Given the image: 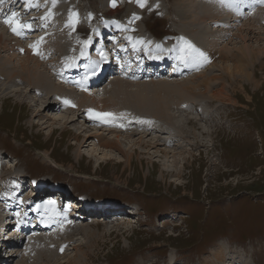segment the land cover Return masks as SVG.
Instances as JSON below:
<instances>
[{
	"label": "rangeland",
	"instance_id": "374dc122",
	"mask_svg": "<svg viewBox=\"0 0 264 264\" xmlns=\"http://www.w3.org/2000/svg\"><path fill=\"white\" fill-rule=\"evenodd\" d=\"M25 1L28 4H33V6L35 4L37 13L27 9L23 11L11 9L9 12H0L2 25L5 27V20L12 13H16V18L19 20L21 12H29L26 14V19H34L33 24L37 29L30 30L29 33L32 32L31 36L27 34L28 37L25 38V41L19 42L20 48L25 47L24 50H30L29 53H32L35 58L39 56L36 59L42 60L41 62L48 64L51 61L52 64H49L48 68L49 66L52 68V65H54L57 70L67 71L68 66L64 61L69 60L75 54L74 48L69 45L70 33H73L70 30L72 29L76 30L74 33L77 32V35L81 32L83 35L89 36L92 30L102 32L103 37L107 34V46L111 45V42L108 41L110 34H114V37L118 39L116 44L118 49L117 51L116 48L112 49L114 55L110 59L103 46H98V42L101 40L95 39L93 41V45L96 44L98 48L93 49V56L88 59L87 63L89 64L90 60L96 57L99 62L97 66H100V68L107 67L104 62L108 61L113 62L114 65L109 70L105 69V71L107 70V76L109 75V81L106 79L101 84L96 82L89 89L84 88V86H72L70 84L69 88H73L80 95L84 93V90L91 91L96 86L97 89L102 87L98 90L100 96H95L96 100H99L101 96L106 95L105 89L107 91L110 89L112 81L127 80L146 84L145 86L148 88L146 91L135 92L138 98H141L146 92L150 95H163L165 92L164 96L172 94L177 97L178 93L176 94L175 87L171 85L172 82L169 86L160 85L163 90L159 85L151 84V80L182 81L183 79L187 80L195 77L196 71L207 70L203 73L205 78L201 76L197 79L198 83L200 84L206 78L215 75L220 79V82L214 83L212 89H210L218 90L223 85H228L226 92H229L232 98L224 100L220 97H211L208 96L210 95L208 90L206 93L201 91L203 96H198L195 94L200 95L201 92L197 89L196 93L189 96L190 100L178 104H176L178 101H172L170 103L172 114H179L178 106L183 105V115L186 113L189 114L188 118L193 117L190 118L193 119L192 122L184 125L186 130H192L204 123L206 129H209L207 133H210V135L207 133L202 136L197 134V139L193 138V134L190 135L193 138L190 141H194L191 145L190 142L186 141L188 137L181 135L182 127L179 129L177 127L173 128L172 125L166 127L165 121L158 122L157 120V125L164 123L162 125L165 129H160L161 132L158 133L162 137H151L149 135V138H155L158 144L161 141L163 144L166 142L167 146H151L148 150V147H146L148 143L144 142L148 139L144 138V141L139 139V136L145 134L143 132L146 131L139 129L137 134H133L130 139L121 137L122 135L129 136V134L120 130V128L111 130V128L116 129L114 127L116 125L103 123L97 107L93 111L86 110L88 114L86 112L82 113L85 117H92L87 122L84 121L83 117L76 118L77 115L74 113H72L73 115L70 113V116L66 115L73 112L77 106L73 105L70 111L65 109L63 112L62 110L58 112V110H55L54 101L52 100L56 96L48 97L46 91L42 89V95H38L37 92L34 94L33 91L36 87L33 90H30L29 86L25 87L27 83L23 82L21 77L16 78H21V81L9 82L8 79H5L6 75H1L5 72L0 68L2 70L0 71V83L8 84L11 89H18V92L15 91V93H10L9 89L0 91V148L4 154H9V157H7L9 161H13L7 164L0 158L3 165L0 168V173L3 174L2 182H0L2 191L6 189L5 178L7 176L4 175L5 172L9 175L16 172L19 176L27 173L26 176L38 177V181L44 178L45 181H48V184L39 190L41 195L52 193L54 188L50 186L56 185L67 190L70 195L72 194L73 197L80 199L81 202L84 200L85 204L93 203L91 201L99 199H114L124 204L137 205L141 213L134 218L130 214L131 212H137L130 210V214H127L128 219L116 223H108L109 221L104 224H102L103 222L99 224L96 222H81L82 224L79 225L83 226L86 223L90 232L82 231L76 233L71 239L72 241L66 240V244L62 246V253H60L61 251L55 253L54 259L50 261L41 259L33 262L26 256L24 258L22 253H25V245L22 247V244L26 242L23 241L16 245L18 242L14 237L9 243L10 249H7L8 251L6 250L5 254L3 250L5 245L3 246L0 257L1 254L7 255L5 257L10 258L9 264H176L178 261L175 259V255L178 254L179 257L183 258L182 264H207L210 260L218 257L221 258L223 264H227L229 261L230 263L242 264L245 259L250 264H264V56L258 54V50L264 48V34L263 32L260 35L255 33L257 25L254 23L250 28L251 30H249L250 34L248 33V37L251 35V39L244 41L247 32L242 26L244 22H248V20H252L250 18L254 17L252 15L254 13L252 12L253 9L250 12L245 10L248 7H253L252 2L249 0H230L234 2L236 7L240 8L238 12L243 9L241 12L249 13L242 18L233 17L234 20L231 21V25L228 28H226V25L224 26L227 30V35L224 33L225 39L221 36L224 28L215 22L214 24L218 25L215 31H219L221 35L218 34V37H214L213 40H209L207 43L204 34L202 33V35L196 26H190L188 24L189 20L186 18L187 24H183L190 30L191 33L189 34L193 36V44L196 49L207 56V60L201 58V67L198 70L194 71L195 67L189 66L190 70L186 72L187 75L181 73V76H176L167 72L166 68L161 72L152 69L148 65V69L156 72L150 74L151 71L147 69L145 71L148 73L133 78L132 72L142 73V67L146 61H151L152 57L158 60L164 52L150 49V47H148V51L151 50L154 54L145 50L144 44L136 40L134 30L127 29V20L124 17H128V21L131 22L132 18L137 16L136 25L142 29L139 28V31L145 32L144 35L148 33L147 35L151 36V39L160 38L162 41H174L179 32V38H183L180 45L185 47L189 34L185 35L184 32L188 31L184 30L186 26L179 25V20L176 19V12L184 11L178 2L187 7V11L184 12H190L189 10L197 12L199 9L200 11L197 12L199 14V12H206L203 8L206 9L205 3L207 0H146V2L145 0L143 2L142 0H115V6H113V0H55V4L53 0H48L47 5L43 8L42 0H37L36 3L34 0ZM61 2L63 6L59 7L62 5ZM37 3L41 7L37 6L39 5ZM141 3L144 4L143 7L140 6ZM197 3L202 7L199 8ZM6 4L7 2L3 3L0 0L1 9H4ZM109 5L111 8H109ZM227 8L232 9L231 6H226ZM256 8L262 10L264 15V3ZM53 11L57 12L56 15L61 16L56 22L57 25H62L60 27L67 30L59 29L64 32L62 36L42 37L43 31L52 30L49 29L52 28L51 21L53 17H57ZM43 12L54 13L55 16L52 15V17ZM108 12L109 14L110 12L118 14V17H116L117 22L101 21V16L108 15ZM218 13L212 12V15L216 16ZM29 14L32 16H29ZM223 20L226 23L229 22L228 16H223ZM261 20L264 24V19ZM102 22L108 25L112 32L107 28L99 29L100 26L103 27L104 25ZM117 24L119 30L116 27ZM27 25H31V23ZM94 26H97L95 30ZM209 27L212 28L210 24ZM55 30L53 28L52 31ZM8 33L14 36L10 31ZM99 35L97 34V38H99ZM46 37L51 39L61 38V43L64 40L61 44L63 46L61 51L53 50L54 52H52L54 46H48L51 49L45 48L44 46L47 43L44 45L43 40L47 39ZM151 39L145 44L149 43ZM11 43L15 48L19 47L13 40ZM239 47H246L249 51L253 50L257 52L256 56H259L254 58L255 60H250L253 66L248 68L249 80H244L235 74L232 75L233 66L237 64L238 55L243 54L242 50L239 51ZM220 48L232 50L231 54L223 60L230 62L227 64L228 70L223 69L226 63L219 62V57L223 54ZM4 49L6 48L2 47V50H0V59L10 61L14 69L17 68V71L22 70L23 61L21 57L24 58L25 55L22 56L15 50L16 54H13L14 51H4ZM126 50L132 56L130 60L124 61L129 66L127 70L124 68L125 63L117 59L118 55L123 56ZM245 52L247 53V50ZM101 53L107 55V57L100 61L99 55ZM168 53L173 52L169 49ZM56 54L57 56H55ZM52 55L54 56L49 59L48 57ZM173 56L175 61L178 62L179 69L181 67L179 58ZM97 66L90 69L92 70ZM170 68L171 66H169ZM81 71L80 77H85L82 74L83 70ZM82 79L77 78L79 81H82ZM107 81L108 85L105 86ZM59 82L62 83L61 86L67 87L62 81ZM156 86L158 87L156 88ZM133 89H136V87ZM142 89H145V87H141ZM158 89L163 90V92ZM201 90H205V88L202 87ZM23 91L27 92L28 96H25L26 93H23ZM111 106L113 107V105ZM126 106L133 107V104L126 103ZM58 114H62V117L56 118ZM64 115L66 118L71 119L72 116H75V121L65 129L60 128L66 120L63 117ZM93 115L99 118L93 117ZM95 118L100 123L93 120ZM185 118L183 116L181 122H185ZM89 120L93 122L91 123ZM113 121L115 123L117 118H114ZM156 127L159 128V126ZM53 129L55 130L53 131ZM98 129L109 133L107 136L110 137L112 133L115 135L116 133L126 132L120 134V141L121 145L132 154L130 165H128L126 154L104 148L100 142L98 143L96 138L98 133H95ZM90 134H93V136L86 142L88 137L86 135ZM77 137L81 139L79 140ZM82 139L84 142L80 143ZM179 142L182 148L177 149L176 156H171V154L165 157L164 153L157 152L160 148H176L175 144ZM131 144L133 148H130ZM13 177L16 178L17 176L11 174L10 179L13 180ZM31 188L33 186L29 189ZM106 203H103V205ZM19 213H21V218L26 217L21 210ZM4 215L1 213L0 219H4ZM49 233V228L39 231V234L44 236L50 235ZM63 233L61 229L54 240L60 242ZM3 241L6 242L5 239ZM52 246L54 245L45 247L34 239L29 253L34 252L32 250L34 247H42L47 252ZM84 251L88 253L87 261L84 255L81 256ZM168 259L169 263H167Z\"/></svg>",
	"mask_w": 264,
	"mask_h": 264
},
{
	"label": "bare ground",
	"instance_id": "6f19581e",
	"mask_svg": "<svg viewBox=\"0 0 264 264\" xmlns=\"http://www.w3.org/2000/svg\"><path fill=\"white\" fill-rule=\"evenodd\" d=\"M34 1H35V3L37 2V0H34ZM217 1H215V0H207L206 3H205L206 4V9L203 8V10H205L206 12H199V14L197 13L199 9L197 10V12H191V10H189L190 12H184V11H187V7L186 6L184 7L183 6V3L178 2V4L180 6H182V9L184 10L183 12H176V15H177L176 19L179 20V23L178 24L181 25V26H184L185 24H187L186 23V20H187L186 18H188V20H189V22L187 21L188 24L190 26H192V27L193 26H196L197 27V30L200 31L201 34L202 33L204 34V38L206 39V41L208 43L209 40H213L214 37H218L219 35H221V33L219 31L218 32L215 31V30H217V26H218V25H215L214 24L215 22L218 23L219 25H222L223 28H224L225 25L227 26L226 28H228L229 25H231V21L234 20L233 17L238 16L237 18H242L244 16H247L246 14L249 13L251 11V9H253L252 12H254V13L252 15L254 17L250 18L252 20H248V22H244L242 24V26L245 28L244 30L247 32V35H246V38L244 39V41H247V39H249V38L251 39V35H250V37H248L249 36L248 33H249V30H251L250 28L253 26L254 23H256V25H257V29H255V31H256L255 33L260 35L261 32H263V34H264V31H263L264 30V26H263L264 24L262 23V20H261V19H264L263 18L264 15L262 14V10H258L256 8L258 5L260 6V4H263L264 3V0H249L253 4V7H251V8L248 7V9H245V10H249V12H245V11L244 12H241L243 9H241V11L238 12L240 10V8L239 7H236L235 4H234V2H232L230 0H225V1H223V0H221V1L220 0H217ZM1 2H3V3L4 2H7V4H6V7L4 9H1L0 8V12H7V11L9 12L11 9H17V10H20V11H23V10L27 9V10L33 12L34 10L37 9L35 7V4L33 6V4L31 5L30 3L29 4L26 3L25 0H1ZM63 2H65V1H63ZM142 2H143V0H142ZM145 2H146V0H145ZM47 3H48V0H42L41 1V4L43 5L42 8L45 5H47ZM61 3H60V5H61ZM37 4H39V3H37ZM197 5H198V3H197ZM22 6H24V8H22ZM37 6L41 7L40 4L37 5ZM54 6H52V7H54ZM62 6H63V3L59 7H62ZM226 6H231L232 9H229L230 7L226 9ZM201 7L199 6V8H201ZM241 7H243V6H241ZM63 8H61V9H63ZM212 12H214V13L215 12H219V13L216 14V16H214V15H212ZM220 12H222V13H220ZM43 13L49 14V12H43ZM54 13H55V15L57 14V12H54ZM54 13L49 14V16L54 15ZM10 16L11 15H8L7 18H9ZM29 16H32V15L29 14ZM56 16H57L56 18H54L52 16L53 19L51 17V19H52L51 26L53 28H55L56 30L55 31H52L53 28H49V29H52V30L49 31V32L43 31L44 33L42 34V37H44V36H49L50 37L51 35H54V34H56V35L57 34H59V35H61V34L63 35L64 34L63 30L66 29V28L60 27L62 25H57V23H56L61 18V16H58V15H56ZM122 16H123V14H122ZM223 16L224 17L225 16H228L229 22L226 23L225 20H223ZM116 17H118V14L117 13L110 12V14H109V12H108V15L107 14L102 15L100 19H101V21H104V22H116ZM207 17H208V19H207ZM124 18H126V20H127V22H126L127 29L128 30H134L133 33H134V35L136 37V40L138 42L144 44L145 50L148 51V47H150V49L152 48V49H155V50H157L159 52H164L163 56L160 57V59L156 56L158 58V60H156V58H153L152 57L151 58V61H146V63L142 67L143 68L142 69L143 70L142 73H134V72H132L131 75L133 76V78H135V77L138 78V76L144 75V74L148 73L145 70L148 69V65H149V67H151L153 64L156 67H154L152 69H154V70L156 69V71H161L162 72L166 68L167 72H170L171 75H179L183 71L188 72L190 70V67L189 66H194L195 67L194 71L198 70L201 67L200 64H201V60H202L201 58L202 57H199L197 54H194L196 56V58L193 59L192 57L185 55L186 45H185V47L182 46V45H180L181 44V39H183V38H179V36H178L179 32L177 33V37H176V39L174 41H158V40H155L154 38L151 39V36L147 35L148 33L146 35H144L145 32L139 31L140 26L137 27V25H136L137 16H134L132 18V21L131 22L128 21V17H124ZM104 22H102L104 24L103 25L104 27L99 28V29H102L103 30V28L104 29L107 28L108 30H110L112 32L111 28L108 25H105ZM21 23L27 25L29 23V21H23ZM183 23H185V24H183ZM233 23H236V22H233ZM65 24H66V22H65ZM209 24L212 26V28L209 27ZM12 27H13V25H10V24H7V23H5V27H4L2 25L1 18H0V50H2V47H5L6 49H4V51L5 50H7V51H10V50L14 51L15 50L16 51V48L11 43L12 39H16V38H12L11 35L8 33V31H10L14 36L19 37V38H22L24 36L23 33L26 32V30H28V27H25L22 30V33L20 35H17L15 32L12 31ZM116 27L119 30V25L118 24L116 25ZM60 28L63 29V30H59ZM181 29H182V27H181ZM239 29L241 30V28H239ZM2 30H3V32H1ZM184 30H188V31H185L184 32L185 35L191 33L190 30L187 28V26H186V28ZM252 30H253V28H252ZM70 31L73 32V33H70V39H71V44H72V47L74 48V53L75 54L69 60H66L64 62L67 63V64H70L71 67H73V66H75V64H76L77 61H81L82 65H81V67H79V70H80V72H82L81 70H83V72H86L87 73V76H85V77H80V75H78L75 78V82L72 83V86H81V87L84 86V88L89 89L90 86L93 85L96 82H98V84H101L102 81L99 82L100 79H97L96 81L94 79H96L98 77V75H101L103 73L105 74L103 76L104 79H108V81H109V78H108L109 75L107 76V70H109V69H111L113 67V65H114L113 62H111V63L109 61L108 62H104V65L107 66V67H101L100 68V66H97L99 62L97 61V58L96 57L92 58L90 60L89 64L87 63V61H88L89 58H91L93 56V53L91 52L90 47L94 44L93 41L95 39L96 40L97 39L101 40V41L98 42V46H103V48L105 49V52L109 56V59L112 58L113 55H114V53L112 54V49L113 48H116V51L118 49V47H116V44L118 42V39L116 37H114V34H110V36L108 38V41L111 42L110 43L111 45L107 46V37H106L107 34H105V36L103 37L102 36L103 35L102 32L99 33V32L93 31V34L89 37L88 41L85 44L82 45V46L86 47V49L88 48V51H87L88 54H84L83 55L80 52V48L82 46L80 48L78 46L82 42V39L78 37V35L76 34L77 32L74 33V31H76V30H73L72 29ZM224 33H225V35H227L226 34L227 33V30L225 28L223 30V35H221L223 37V39H225L224 38ZM97 34L98 35L100 34L99 35V38H97L98 37ZM192 38H193V36L189 34V36L187 38V42H190L192 45H194L193 42H192ZM43 39H45V38H43ZM150 39H151V41L149 43L145 44ZM38 41H39V39H38ZM41 42H42V40H41ZM63 42H64V40H62V43ZM46 43H47V45L44 46V47L47 48V49H51V48H49L51 46H54L55 47V48L52 47V52H54V51L60 52L61 49H62V47H63V46H61V44H62L61 43V38H58V39H56V38H53V39L48 38V41H44L43 42L44 45ZM71 44L69 43V45H71ZM67 47H69V46H67ZM64 48H65V46H64ZM26 49H28V48H26ZM169 49L173 53L169 54L168 53V50ZM224 49H221L220 48V50L223 52V54H222V56L219 57V59H220L219 62L226 63V65L223 66V69L224 70H228L227 64H229L230 62L229 61H223V60L225 59V57H227L228 55L231 54L232 50H230V49L229 50H226L227 49L226 48L225 49L226 51H225ZM240 50H242L243 54L238 55L237 62H236L237 64L233 66V69L234 70L232 71V75L235 74V75L241 77L244 80L245 79H248L249 80L250 79V74L248 73V68H249V66H251V67L253 66L251 64V61L250 60L251 59L252 60H255L254 58H257L259 56H256L257 55V52H254L253 50L252 51H249L246 47H244V48L239 47V51ZM246 50H247V53L245 52ZM15 51L13 52V54L14 53L16 54ZM29 51L24 56V58L21 57V59L23 61L22 62L23 64L21 65L22 70H20V68H19L20 71H17L16 70L17 68L14 69V67L12 66V64L10 63V61H7V60L2 61L0 59V66H1L0 68L3 69V72H5L4 74H1V75H6L5 76V79H8L9 82H13V81L17 80L16 79L17 77H21L22 80H23V82H26L27 83V85H25V87L29 86L31 88L30 90H33L34 87H36L38 89L45 90L46 91V95L48 97L49 96H56V94H58L60 96H66V97L69 98L71 96L68 93L77 92L73 88L61 86L60 84H62V83L59 82V81H57L56 78L53 77L52 72L50 71V69H51L50 66H49V68L47 67L49 64H52V63H50L51 61L48 62V64L45 63V62H41L42 60L39 61L38 59H36L39 56H37L35 58L32 53H29ZM149 51L151 52V50H149ZM127 52H128V50H126L124 52L125 54L123 56L118 55L117 59L120 62H124L125 60H130L132 58L131 53H127ZM48 53H50V52H48ZM151 53H153V52H151ZM53 54H55V53H53ZM258 54L260 56H264V48L263 49H259L258 50ZM107 55H103L101 53L99 55L100 61L103 60V59H105L107 57ZM149 55H151V54L149 53ZM173 55H175V56H177L179 58V62H180L179 65L181 66L179 69H178V66H177L178 62L175 61ZM53 56L54 55L50 56V58H52ZM55 56H57V54ZM136 56H137V54H136ZM18 59H20V58H18ZM45 60H46V56H45ZM61 60H62V58H61ZM108 64H109V66H108ZM164 64H165V67H162V66H164ZM169 64H171V68L170 69H169V66H168ZM215 64H216V62H215ZM95 66H97V67L96 68H93L92 70L90 69V68L95 67ZM18 67H20V66H18ZM82 67H83V69H82ZM128 67H129L128 64L125 63V66H124L125 70H127ZM210 68H211V66H210ZM105 69H107V70L105 71ZM154 70L152 71V70L148 69V71H151L150 74L152 72H156ZM0 71H2V70H0ZM202 71L201 70H200V72L199 71H196L197 74L195 75V77H191V79H187V80H184L183 79L184 81L183 80L182 81L181 80L180 81H168V80H165V79L164 80H151V84L153 83L154 85H159V86L160 85L161 86L162 85H168L169 86L170 83L172 82L171 85H173L175 87V90L177 91L176 94L178 93L177 97L176 96L174 97L172 94L171 95H165L164 96V93L165 92L163 93V95H159V94L150 95L148 92H146V94H143L141 96V98H138V97H136L135 92L137 93L138 91H140V92L141 91L142 92L143 91H146L148 89L145 86L146 84L144 85L141 82L143 84L142 85L140 82H136L135 81L136 82L135 83V82L127 81V80H122V81H112L110 83V86H111L110 89L108 91L105 89V94L106 95L105 96L103 95V96H101V98L99 100H96L95 96H97V95L100 96V94L98 93V90L101 89L102 87H100V88L98 87V89H97V86L95 85L96 87H94V89H92L91 91L90 90L89 91L84 90L83 91L84 93L81 94V95L78 94V92H77V95H78L77 98H76L77 99V102L75 104H73L74 106H77V108L75 110H73V112H69V113H67V114L65 113V114L70 116V113L71 114L74 113V114L77 115L76 118L78 117V119H80V117H83L84 118V121L87 122V120L89 118H92L91 116L90 117H85V115H82V114L80 116L77 113H81V112L82 113H85L86 112V114H88L86 110L93 111L95 109V107H97L98 108V111H99V116H101L100 118H101V120H102L103 123L106 122V123H110V124H115L116 125V126H114V127H116V129L111 128V130H117L118 128H120V130L126 131L129 134V136H123V135L121 136L120 134H125L126 132L125 133H116L115 135H113L114 133H112V135L110 137V136H107V135H109V133L100 131V129H98L97 132H95V133H98V135H96V138H97L98 143L100 142L101 146H103L104 148H110L112 150L119 151L122 154H126L127 155L126 158H127L128 165H130L131 160H132V154L129 153L128 150H126L123 147V145H121L120 136L121 137H124V138L130 139L133 134H137V130L142 129L143 131H146V132H143L145 134L140 135L139 136V139L141 141H144V138L148 139V140L144 141V142L148 143V146H146V147H148L147 148L148 150H150V147L151 146L156 147V145H162V146H165L166 147L167 146L166 142L163 144L162 141H161L158 144V142H156L155 138H149V135H151V137L152 136H154V137L161 136L160 134H158V133L161 132L160 129H162V130L165 129L163 127V125H162L164 123H161V124L157 125V123H156L157 120H158V122H161L162 120L165 121L166 127L169 126V125L170 126L172 125L173 128L174 127H177L178 129L182 127V133H181V135L188 137V138H186V141L187 142H190L191 145L193 144L194 141H190V139H193V138L197 139V134L200 135V136H202L203 134H206L209 131V129H206V125H203L204 123L201 124L202 122L200 123L201 124L200 126L194 127L192 130L189 129V131L186 130L184 128V125L187 124V123H189V122H192L193 119L191 120L190 118H193V117H190L189 116L190 118H188V115L189 114H186V113H184V115H183V107H184L183 105L182 106L181 105L178 106L179 107L178 108L179 114H172L171 113L172 110H171V107H170L171 106L170 103L172 101L173 102L178 101L176 103V104H178L180 102H184L186 100H190V97L189 96L192 93H196V90L197 89H199V92L205 91V93L208 90L209 93H210V95H208V96H211V97H220V98H222L224 100H229L230 98H232L229 95V92L228 93L226 92L227 91L226 88H227L228 85H223L218 90H211L212 89V86L214 85V83L220 82V79L218 77H216L215 75L206 78L203 82H201L199 84L198 81H197V79L199 77H201V76L204 77V74L203 73L204 72H207V70L206 71H203V72ZM90 74L94 75V77L93 78H90ZM185 75H187V74L185 73ZM191 75L194 76V74H191ZM77 78H83V79H82V81H79V80H77ZM1 81H3V80H1ZM108 81H107V83H105V86L108 85ZM139 81H141V80H139ZM189 82L191 83V85H190ZM195 83H197V84H195ZM134 87H136V89H133ZM141 87H145V89H142L141 90ZM157 87L158 86H156V88ZM202 87H204L205 90H201ZM2 89H9V92L10 93H12V92L15 93V91L18 92V89H13V88L11 89V86L9 87L8 84L3 83V82L0 83V91ZM133 90H135V91H133ZM158 90H161V89H158ZM163 90H161V91L163 92ZM156 91H157V89H156ZM167 92H168V90H167ZM173 92H175V91H173ZM23 93H26L24 95L25 96H28L27 95V92L23 91ZM93 94H95V95H93ZM195 95L203 96L202 92H201L200 95L198 93L195 94ZM96 101H98V102H96ZM232 101L235 102L233 99H232ZM79 102H81V104H79ZM64 103L67 104L65 100H64ZM126 103L133 104V107L126 106ZM94 104H96L97 106H95ZM111 105H113V107ZM82 107H85V108H82ZM41 108H38V109L39 110H42ZM109 109H111V110H109ZM108 114H111V115H108ZM183 116L186 117L185 118V122H181V120H183ZM60 117H62V114H58L56 116V118H60ZM63 117H65V115ZM93 117H97V116L93 115ZM202 117H204V116H202ZM97 118H99V117H97ZM97 118H95L93 120L98 121ZM114 118H117V121L115 123L113 121ZM187 118H188V120H187ZM73 121H75V116L74 117L72 116V119L69 118V117L66 118V120L64 121V123L62 124V126L60 128H64L65 129L70 123H73ZM89 121L91 123L93 122L92 120H89ZM179 125H181V126H179ZM156 126H159V128H157ZM54 130L55 129H53V131ZM130 132H132V133H130ZM162 132H164V131H162ZM192 134H193V138L190 137V135H192ZM207 134L210 135V133H207ZM86 136H88L87 137V140H86V142H87L89 140V138L91 136H93V134L86 135ZM77 138H79V137H77ZM183 138L185 139V137H183ZM80 139L81 138H79V140ZM83 142L84 141L82 139L80 141V143H83ZM133 142H134V140H133ZM175 145L177 146V147L175 146L176 148H171V149H164V148L161 149L160 148L161 150L158 149L157 152L164 153L165 157H168L171 154H172L171 156H176V151H178L177 149L179 147L182 148V145H181L180 142L177 143V144H175ZM130 148H133V145L132 144L130 145ZM1 167H3V165L0 162V168ZM10 171H12V170H10ZM11 174L13 176H15V177L16 176H19V174L16 173V172L11 173ZM11 174L9 175L7 172L4 173V175L7 176L5 178V180H6V185H5L6 189L4 191H2V188L0 187V216H1V213L2 214H5L4 215V219L3 218L0 219V229L2 228L0 231H4L3 234H6L7 233V236L9 237L10 234H11L10 231H13V229H14L15 226H17V228L18 227H21L25 223H28L29 221H31L32 219H37V217H39V216H41L43 218H46L47 217L48 221L50 219V221L52 222V225H53V227H50L49 226V229H50V233L49 234L50 235H46V236H44L43 234L40 235L39 234V231L41 229H43V228L37 230L34 234L29 233L30 236L26 239L25 253H22L23 256H24V258L26 256L29 260H31V261L33 260V262H34V260L39 261L41 259H44L45 261H50V260L54 259L55 253H57L59 251H61L60 253H62V246L66 244V242H65L66 240L72 241L71 239L73 238V236L76 233H79V232H82V231H89L90 230V229H88V225H86V223H84L83 226L79 225L83 221L81 220V218H78V216H77V214H78L77 210L73 209L72 211H70L69 209H64V208H62V207L59 206L58 207V210H56V213H52L51 212V209H53L57 205L56 203H51L50 201L43 200V198L42 199L36 198V200H29L28 198H26L27 196L25 195V193L24 192L22 193V191H21V190H23V186L24 185L23 184H20V183H18L16 181H14V180H16L14 177H13V180H11L10 179ZM2 176H3V174L0 173V182H2ZM16 191L19 192V193L21 192L19 194L20 196H17L16 195V193H15ZM8 204H18L21 207V211L24 212V214L26 215V217L21 218V216H20L21 213H19V218H12L11 219V222H14L15 223V226L14 227H10L9 230H8V228H5L7 225H4V224H7L8 223L7 220H9V219H6V210H7V212L9 214L11 213L10 212L11 211L10 210L11 207H9ZM60 226H61V228L59 229ZM61 229H62V231L64 233L62 234L61 240L59 242V241L54 240V238H56V235H58L61 232ZM0 236H1V233H0ZM74 238H76V237H74ZM34 239H35V241H38L40 244H42L45 247L48 246V245H54V246L50 247L49 250H47V252H46V249H43L42 247H38V248L37 247H34L32 249L34 252H30L29 253V251L32 248L31 247L32 241ZM12 240H13L12 237H10V239L9 240H6V242H2V245L3 246L5 245V248L8 249L9 248V243H11ZM50 240H52V241H50ZM2 245L0 244V249H2V247H1ZM22 250H21V252H22ZM0 252H1V250H0ZM36 253H38V254H36ZM35 254H36V256L33 257V255H35ZM83 255L85 256V258H86L85 260L87 261L88 260V253H87V251H84L81 256H83ZM5 256H7V255H5ZM5 256L3 255V257H5ZM47 257H53V258H47ZM56 258H58V257H56ZM7 260L10 261V258H6L5 257L4 262H6ZM207 264H223V261L221 260V258L218 257L217 259L210 260ZM227 264H235V263H230V261H229V263H227ZM242 264H250V263H249L248 260L245 259L244 261H242Z\"/></svg>",
	"mask_w": 264,
	"mask_h": 264
},
{
	"label": "snow or ice",
	"instance_id": "6c2138e0",
	"mask_svg": "<svg viewBox=\"0 0 264 264\" xmlns=\"http://www.w3.org/2000/svg\"><path fill=\"white\" fill-rule=\"evenodd\" d=\"M53 2L55 3V0H53ZM113 6H115V0H113ZM140 6L143 7L144 4L141 3ZM5 23L13 25L12 31L15 32L17 35H20L22 33V30L25 27H28V28L31 27V25H25L19 22V20L16 19V13H12L11 16L5 20ZM194 54H197L199 57H202L204 60H207V56L205 53L201 52L199 49H196L195 46L192 45L190 42H186L185 55L190 56L193 59H195L196 56ZM66 103H69V102L66 101ZM108 115H111V114H108Z\"/></svg>",
	"mask_w": 264,
	"mask_h": 264
}]
</instances>
